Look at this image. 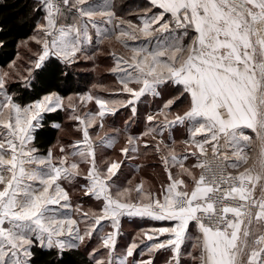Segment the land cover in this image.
Segmentation results:
<instances>
[{
	"label": "snow or ice",
	"instance_id": "1",
	"mask_svg": "<svg viewBox=\"0 0 264 264\" xmlns=\"http://www.w3.org/2000/svg\"><path fill=\"white\" fill-rule=\"evenodd\" d=\"M41 10L0 66V264H34L36 248L62 262L94 239L89 264H155L157 254L163 264H264V0H143L136 11L124 0H37ZM102 50L115 84L74 91L77 65L95 70ZM149 97L162 103L142 114ZM122 110L123 129L104 131ZM59 111L67 122L49 123ZM46 125L64 135L42 154ZM122 132L123 159L104 158ZM141 156L161 166L158 187L121 180ZM77 184L95 209L73 204ZM124 218L163 223L118 253Z\"/></svg>",
	"mask_w": 264,
	"mask_h": 264
},
{
	"label": "crops",
	"instance_id": "2",
	"mask_svg": "<svg viewBox=\"0 0 264 264\" xmlns=\"http://www.w3.org/2000/svg\"><path fill=\"white\" fill-rule=\"evenodd\" d=\"M124 2L126 4V11L127 10L136 11L137 7L143 2V0H124ZM99 58L105 59L104 62H105V65L108 66V68L112 65L111 58L107 56L106 50H102V52L98 55L97 59H99ZM87 64H88V66L93 67L92 63L87 62ZM103 76H104L103 82H104L106 77H109L107 79L111 78L113 80V84H115V78L112 75H110L109 73H107L106 70H104ZM84 91H87V89ZM101 94L107 95L106 93H101ZM146 103H147V106H145V105L141 106V113L142 114L145 112H148V111H154L155 108L162 103V101H160L158 99L153 101V99L151 97H149ZM90 107H91V105H90ZM173 111H176V109L174 108ZM130 114L131 113L129 110H122L115 117H109L106 121V128L104 131L111 132V130L113 128L123 129L124 121L128 119ZM66 122H67V117L65 115V119L63 120V122H60V123L63 124ZM143 129H144V124L138 122L136 124H133L129 128V132L135 136V135H138L140 132H142ZM182 133H183V130L179 129V128L174 132V136H175L177 141H180V140L186 138ZM100 134L103 135L104 133L101 132ZM62 135H64V134L58 132L57 137L62 136ZM165 136L167 137V134H165ZM70 139H71L70 137H65L63 142L68 143V142H70ZM125 139H126V136L122 132L118 143L115 145V149H104L103 150L104 158H106V159L107 158L123 159V157L120 155L119 149L124 146ZM56 141H57V138H56L55 142L50 147L55 145ZM177 150L178 151L180 150L179 144H177ZM41 153L46 154V152H41ZM137 164L144 165V166L141 167L139 170H137L135 167H133V165H137ZM122 171H123V175L121 177V180L124 182H126L127 180H132L134 178V181L137 183L140 178H143L144 180H146L148 182V184H151L155 187H158L159 183L165 179L164 174L162 172V168L157 163V160L155 157L145 158V157L141 156L139 159H135L132 161H126L125 164L122 166ZM81 183H82V181H81ZM69 191H70V194L72 196L73 204L79 203L83 206V209L87 207L86 208L87 210L96 208V202L94 201V199H91L89 197L84 196L82 190L79 187V184H77L75 187H70ZM161 223H163V222H153V224H145L139 220L132 222L129 218H124L122 220L121 234H120V237L118 240L117 252L118 253L122 252L124 250L125 246L131 241V238L141 228H147L150 226H160ZM111 230L112 229L110 227V224L106 223L105 226L103 227V231L107 232V231H111ZM96 243H97V240L94 239L90 243L89 249L92 247H95ZM139 258L140 257L137 254V259H139ZM164 259H165V254H157L155 256V264H163Z\"/></svg>",
	"mask_w": 264,
	"mask_h": 264
},
{
	"label": "trees",
	"instance_id": "3",
	"mask_svg": "<svg viewBox=\"0 0 264 264\" xmlns=\"http://www.w3.org/2000/svg\"><path fill=\"white\" fill-rule=\"evenodd\" d=\"M36 4L37 0H0V28L3 29L0 31V41L6 43V47L0 48V66H4L7 61L15 58L17 44L34 33L36 24L43 17L42 10L35 11ZM85 63L87 62H83L84 65H86ZM74 71L76 75L73 77V82L78 83L79 87L73 90H86L94 78V72L81 68H76ZM103 78L102 75L99 79L103 80ZM25 97L26 99L30 98L28 93H25ZM64 119L63 111L47 114L49 123L52 121L63 122ZM57 135L56 129L46 125L37 134L35 141L37 148L41 152H46L55 142ZM35 252L34 264H89V247L87 250L82 248L79 252L66 253L62 262L57 260L55 252L40 248H36Z\"/></svg>",
	"mask_w": 264,
	"mask_h": 264
},
{
	"label": "rangeland",
	"instance_id": "4",
	"mask_svg": "<svg viewBox=\"0 0 264 264\" xmlns=\"http://www.w3.org/2000/svg\"><path fill=\"white\" fill-rule=\"evenodd\" d=\"M31 36V35H30ZM29 36V37H30ZM27 38H25V39H23V40H26ZM23 40H21V41H23ZM34 47V46H33ZM19 51H20V55L22 56V57H24L25 56V49L21 46L20 48H19ZM105 59H103V58H99V59H97L96 60V66H95V70H93V67H90V66H88V64L87 63H85L86 65H84L83 63H80L79 65H77V68H81V69H87V70H91V71H93L94 73V78L90 81V83L88 84V87H87V90L89 89V88H91V86H92V84H98V85H100V84H102V85H105V86H112V85H114L113 84V80L111 79H107V78H109V77H106L105 78V80H104V82H103V80H100L99 78L104 74V70H106L107 68H108V66L107 65H105ZM107 79V80H106ZM103 82V83H102ZM132 182H133V184H135L136 182L134 181V178L132 179ZM87 208V207H86ZM86 208H84V210L85 211H87V209ZM91 249V248H90ZM89 249V251H91ZM101 255H106V253H101ZM185 259H187V257H185ZM188 264H191V261H189L188 262Z\"/></svg>",
	"mask_w": 264,
	"mask_h": 264
}]
</instances>
